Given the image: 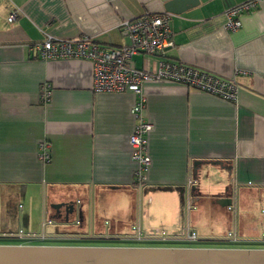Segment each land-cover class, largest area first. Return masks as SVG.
I'll list each match as a JSON object with an SVG mask.
<instances>
[{"label": "crops", "instance_id": "obj_1", "mask_svg": "<svg viewBox=\"0 0 264 264\" xmlns=\"http://www.w3.org/2000/svg\"><path fill=\"white\" fill-rule=\"evenodd\" d=\"M172 1L0 0V245L89 235L130 240L134 227L169 237L189 227L206 241L235 234L240 241L232 244H264V0L240 16L236 31L224 28L225 13L250 0H184L170 13L174 47L165 59L233 82L238 96L229 102L145 83L142 116L152 130L143 183L128 145L135 96L94 93L86 60L38 56L48 37L127 46L120 24L166 12ZM157 60L135 55L132 64L151 69ZM42 142L50 144L48 164L38 160ZM72 222L78 233L66 227Z\"/></svg>", "mask_w": 264, "mask_h": 264}, {"label": "built area", "instance_id": "obj_2", "mask_svg": "<svg viewBox=\"0 0 264 264\" xmlns=\"http://www.w3.org/2000/svg\"><path fill=\"white\" fill-rule=\"evenodd\" d=\"M263 0H250L239 4L225 13L227 31H236L241 27L240 16L256 8ZM18 14L16 8L12 9L7 21L11 23ZM171 14H147L120 24L123 36L129 38L130 44L119 48H108L93 43L87 37L71 40L54 39L48 37L38 47V56L43 60L56 58L86 60L91 67L92 85L94 93H132L136 100L131 108L135 119L133 131L128 138L131 158L137 164L135 179L138 183L144 182V174L150 164L147 153V135L152 125L143 119L142 112L145 106L143 86L153 81H163L181 85L204 94L212 95L229 102H236L238 87L231 81L218 78L208 72L197 68L173 63L165 59L167 50L174 47L173 32L169 26ZM135 55H149L157 57L151 69L137 68L132 64ZM50 91L42 89L41 100L48 102ZM38 160L48 164L51 160L50 144L42 142L39 147ZM193 183L190 178L188 186ZM187 214L193 210L188 199ZM134 236L130 238L135 242H197L198 237L189 227L182 237H169L163 230H156L144 235L138 227L133 228ZM23 234L18 235L23 238ZM228 240L237 243L235 234H229ZM264 241V237H262Z\"/></svg>", "mask_w": 264, "mask_h": 264}, {"label": "water", "instance_id": "obj_3", "mask_svg": "<svg viewBox=\"0 0 264 264\" xmlns=\"http://www.w3.org/2000/svg\"><path fill=\"white\" fill-rule=\"evenodd\" d=\"M182 1L170 2L166 12L178 13ZM0 264H264V249L0 245Z\"/></svg>", "mask_w": 264, "mask_h": 264}, {"label": "rangeland", "instance_id": "obj_4", "mask_svg": "<svg viewBox=\"0 0 264 264\" xmlns=\"http://www.w3.org/2000/svg\"><path fill=\"white\" fill-rule=\"evenodd\" d=\"M259 208V207H258ZM52 212V211H51ZM57 224L56 226L58 227L59 225L62 226V223H59L58 221H55ZM59 226V227H60ZM69 226V228H68ZM68 228L69 231L73 232V233H78L77 231H80L81 228H79L76 224H74V222H72L71 224L66 226ZM132 229L130 228V230H125V232H123L124 234H130L132 231ZM65 233H69L67 232V230H65ZM198 237V241L197 242H193V243H186V242H178V243H157V244H146V243H142V242H135L133 240H128L125 239L123 240H100V241H95L92 240L91 238H100V237H94V236H84L83 238L81 237H77V238H64L61 240H55V241H51V240H30L29 242H22V241H2V242H6L3 245H23V243H26V245L24 246H62V247H67V246H90V247H160V248H207V249H211V248H234V249H260V248H264V244L261 243H254L253 245H249V244H232V243H228L227 240V234L226 236H222L223 238H221L220 236V240H225V242L223 241H206V238H204L202 236V232H198L197 234ZM221 235V234H220ZM103 238V237H101ZM124 238V237H122ZM41 239V238H40ZM260 240V237L256 239V241ZM8 242V243H7ZM152 243H156V242H152ZM171 243V244H170Z\"/></svg>", "mask_w": 264, "mask_h": 264}, {"label": "trees", "instance_id": "obj_5", "mask_svg": "<svg viewBox=\"0 0 264 264\" xmlns=\"http://www.w3.org/2000/svg\"><path fill=\"white\" fill-rule=\"evenodd\" d=\"M100 46V45H99ZM167 60V59H166ZM92 240H95V241H100V240H108V241H111V240H123L124 239H120V238H91ZM142 243H146V244H157L158 242L156 243H152V242H142ZM160 243V242H159ZM158 243V244H159ZM171 244V243H170Z\"/></svg>", "mask_w": 264, "mask_h": 264}]
</instances>
